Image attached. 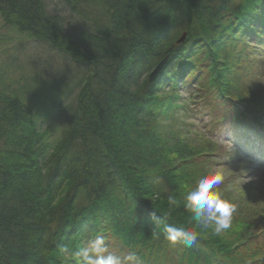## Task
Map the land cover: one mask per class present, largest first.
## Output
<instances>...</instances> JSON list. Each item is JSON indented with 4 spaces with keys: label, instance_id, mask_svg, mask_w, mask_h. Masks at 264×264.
<instances>
[{
    "label": "trees",
    "instance_id": "trees-1",
    "mask_svg": "<svg viewBox=\"0 0 264 264\" xmlns=\"http://www.w3.org/2000/svg\"><path fill=\"white\" fill-rule=\"evenodd\" d=\"M56 1L85 18L81 34L49 10L50 0H0V23L46 43L82 73L54 86L52 106L66 123L57 142L20 96L0 89V264H77L98 236L108 253L135 252L141 264H264V249L253 245L263 225L230 241L185 209L204 174L194 168L215 152L212 144L191 146L179 120L187 110L179 91H193L195 106L210 93L209 105L230 101L244 115L222 110L219 127L254 136L264 117L255 91L264 86L241 80L264 49V0ZM166 113L170 123L161 121ZM237 210L232 219L242 216ZM154 216L163 217L158 225ZM166 224L197 232L196 242L171 244Z\"/></svg>",
    "mask_w": 264,
    "mask_h": 264
},
{
    "label": "rangeland",
    "instance_id": "rangeland-1",
    "mask_svg": "<svg viewBox=\"0 0 264 264\" xmlns=\"http://www.w3.org/2000/svg\"><path fill=\"white\" fill-rule=\"evenodd\" d=\"M48 8L54 14L63 16L67 22L70 21L69 23L72 25L69 28L70 31L81 34L85 18L75 20L74 13L70 8L63 3H58L56 0H50ZM263 50L258 49L256 53L258 56L252 57V60L255 61L249 67L252 69L243 73L241 81L246 78L245 85L247 86L251 85L252 81L258 82L251 85L255 88L260 89L264 86ZM249 63L251 61L245 64V68ZM80 71L77 65L69 60L67 56L59 53L46 43L37 41L30 34L20 33L14 27H7L0 23V89L20 96L29 105L33 121L41 131L48 133V139L52 142L59 140L62 131L66 127L63 109L52 106V100L55 101L57 96V92H54L53 89L64 83H70L71 80L76 78V73H81ZM234 74L232 73L231 76L234 77ZM80 76H82V73ZM247 78L250 80L247 81ZM201 79L202 76L199 80L200 85ZM55 80L57 83L54 82ZM236 81L240 82L239 79H236ZM207 85L208 83L202 86L206 87ZM63 87L66 88L67 85L65 84ZM160 89L164 93L168 90L167 87H161ZM58 90L60 91V89ZM179 92L187 101V110L179 119L181 125L187 130V132L184 130L185 139L189 141L191 146L205 147V145L212 144L208 150L215 152L214 156H212L213 153L206 157L203 156L200 165L194 170L202 169V172L205 173L209 169H221L223 181L222 186H219V191L227 197L230 195L236 210L240 209L237 211L242 214L240 217H233L231 227L224 230L227 239L230 241L235 240L241 236L245 229L242 235L246 231L248 233L251 228L256 234L264 227V133L261 134V128L264 129V117H262L263 123L256 127L254 136L245 133L240 128L226 127L224 124H220L219 127L218 117L223 115L222 110L225 111L230 108L229 113L235 115V119L242 118L241 116L244 115L233 109L237 107H234V105L232 107L230 101L215 103L214 107L213 104L209 105L211 101L210 93L207 96V98L209 97L208 100L202 98L198 103L199 105L195 106L191 98L194 94L193 91L189 95L187 92ZM255 92L258 93V96L263 94L258 97V100L264 97L261 90ZM74 93L77 92L74 91ZM249 97H255V95ZM71 101L72 99L69 100V102ZM240 109L242 111L252 110L250 105H240ZM246 115L248 116L250 113ZM169 119L167 113L161 114V121H168ZM171 121L170 119L168 122ZM215 127H219L220 131L211 132L216 129ZM253 245L264 249V236L255 235ZM121 258L123 257L121 256Z\"/></svg>",
    "mask_w": 264,
    "mask_h": 264
},
{
    "label": "clouds",
    "instance_id": "clouds-1",
    "mask_svg": "<svg viewBox=\"0 0 264 264\" xmlns=\"http://www.w3.org/2000/svg\"><path fill=\"white\" fill-rule=\"evenodd\" d=\"M222 181L221 169H209L194 181L185 196V209L192 213L193 220L205 228L214 226L216 233L231 227L232 214L236 210L235 204L230 202L223 192L217 190ZM162 218L154 216V223L158 225ZM164 231L165 238L173 245L182 242L191 246L198 238L197 232L176 227L174 224H166ZM77 264H141V262L135 252H129L123 258L108 253L104 238L98 236L79 250Z\"/></svg>",
    "mask_w": 264,
    "mask_h": 264
},
{
    "label": "water",
    "instance_id": "water-1",
    "mask_svg": "<svg viewBox=\"0 0 264 264\" xmlns=\"http://www.w3.org/2000/svg\"><path fill=\"white\" fill-rule=\"evenodd\" d=\"M185 36H186V34H184L183 36H182V38L179 40L180 42L181 41H183L184 40V38H185ZM167 59H168V57H166V58H164L156 67H155V69L151 72V74H150V80L152 81V80H154L157 76H158V74L160 73V71L163 69V67H164V65L166 64V62H167Z\"/></svg>",
    "mask_w": 264,
    "mask_h": 264
},
{
    "label": "bare ground",
    "instance_id": "bare-ground-1",
    "mask_svg": "<svg viewBox=\"0 0 264 264\" xmlns=\"http://www.w3.org/2000/svg\"><path fill=\"white\" fill-rule=\"evenodd\" d=\"M154 69H155V68H154ZM154 69H153V70H154ZM153 70H152V71H153Z\"/></svg>",
    "mask_w": 264,
    "mask_h": 264
}]
</instances>
